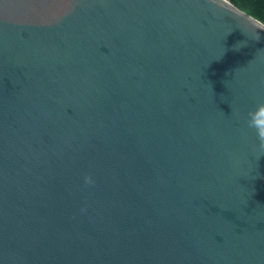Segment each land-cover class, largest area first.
Segmentation results:
<instances>
[{
  "label": "water",
  "instance_id": "1",
  "mask_svg": "<svg viewBox=\"0 0 264 264\" xmlns=\"http://www.w3.org/2000/svg\"><path fill=\"white\" fill-rule=\"evenodd\" d=\"M0 264H264V23L0 0Z\"/></svg>",
  "mask_w": 264,
  "mask_h": 264
},
{
  "label": "trees",
  "instance_id": "2",
  "mask_svg": "<svg viewBox=\"0 0 264 264\" xmlns=\"http://www.w3.org/2000/svg\"><path fill=\"white\" fill-rule=\"evenodd\" d=\"M239 9L264 23V0H229Z\"/></svg>",
  "mask_w": 264,
  "mask_h": 264
}]
</instances>
